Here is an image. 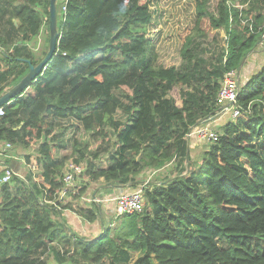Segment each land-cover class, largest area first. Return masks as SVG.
Instances as JSON below:
<instances>
[{
  "label": "trees",
  "instance_id": "16d2710c",
  "mask_svg": "<svg viewBox=\"0 0 264 264\" xmlns=\"http://www.w3.org/2000/svg\"><path fill=\"white\" fill-rule=\"evenodd\" d=\"M209 2L194 0L193 24L179 33V69L156 62L146 35L153 20L148 2L66 0L52 59L27 92L2 106L0 141L37 144L39 180L29 171L0 184V264H45L39 254L47 252L56 264H264V65L239 86V115L222 123L197 171L143 187L141 213L117 215L90 237L56 216L69 210L92 224L98 208L78 203L89 182L134 183L145 170L188 157L186 133L216 112L224 73L237 71L264 37V12L241 8L246 0L241 7L218 0L213 11ZM37 8L48 26V0H4L0 6L11 15L9 27H0V96L9 81L16 84L27 73L23 60L40 61L25 53L41 27ZM221 29L222 58L205 66L194 42L215 38ZM174 87L179 105L169 96ZM68 118L81 126L79 141L73 140L69 157L57 159L52 146L63 144L54 145V124ZM69 159L83 166V182L69 191L77 203L61 206ZM131 254L136 257L129 263Z\"/></svg>",
  "mask_w": 264,
  "mask_h": 264
},
{
  "label": "rangeland",
  "instance_id": "374dc122",
  "mask_svg": "<svg viewBox=\"0 0 264 264\" xmlns=\"http://www.w3.org/2000/svg\"><path fill=\"white\" fill-rule=\"evenodd\" d=\"M218 0H210L209 2V10L213 11L215 9V5ZM240 0H234L235 5L238 7H241L239 4ZM148 2L149 3V10L152 11V23L149 25L147 30V37L152 41L154 44L155 51L157 53V63L163 67L168 66H176L179 69H183L184 65L181 62V59L179 57V49H180V38L179 33L187 28H191L194 20V0H141V3ZM248 4H243L241 8H252L253 12H264V4L263 0H246ZM4 4V0H0V6ZM250 4V5H249ZM3 6L1 7L2 10ZM39 11V17L42 19L41 27L38 32V34L34 37H32L27 44L25 45V53L30 54L34 57L35 60L42 59V55L44 52H46L48 47V42L46 41V35H47V24L45 17H43L40 14V8H37V12ZM58 16V13H57ZM11 18L10 12L9 13H2L0 11V27L1 29H6L9 27V20ZM14 20V19H13ZM11 42L14 44L16 41V37L13 34L15 33L14 29H11ZM224 31L221 29L217 32L215 38H212V36H206V37H200L195 40V51L197 56L204 61L205 66H209L211 64H215V61L219 58H222V48L225 44H223V37H224ZM264 65V37L261 38L255 48L249 52L246 57L243 59L240 67L236 71L238 75V86H240L245 81H248L249 77L256 72ZM24 67V65H21ZM240 74V75H239ZM221 83V82H220ZM8 89L13 87L15 84L12 85V83L8 82ZM7 89V90H8ZM31 91V90H29ZM27 92V90L25 91ZM179 87H174L172 91L169 93V96L174 98V100L177 102V104H180V98H179ZM217 111V110H216ZM210 118L209 122L211 123V126L213 129L218 133L219 127L227 120H232L229 113H220L217 114L215 112L213 115L207 117ZM206 118V119H207ZM206 119L201 120L200 123H204ZM199 123V124H200ZM78 122L74 119H66L64 121H56L54 126L55 131L58 135V137H55L53 142L54 145L56 144H63L64 148H57V146H52V151L55 154V157L59 159L61 156H67L69 157L72 153V143L73 140H75L78 136L79 127ZM195 127L191 128L193 130ZM84 136V137H83ZM81 136L82 143L87 141L86 135ZM195 135H191L189 137H186L185 140L188 145V150H190V153L188 154V157H185V160H180L178 157L174 159V162L172 164L167 165L166 169H172L170 174L174 175L172 177L178 176V174H184L186 175V171L189 173L194 171L196 172L198 169V164L201 161V157L203 152L209 147L210 143L205 142L203 140L196 139V141H189L190 139H194ZM187 139H189L187 141ZM79 141L78 139H76ZM189 142V143H188ZM89 145L94 147L97 143V141H94L92 138L88 140ZM192 145H194L192 147ZM30 148V147H29ZM33 149V151H31ZM193 149V150H192ZM31 152L34 153V156L37 154V144L34 145V147L29 149ZM106 159V155H103L101 160H99V164H102L103 161ZM68 161V160H67ZM187 161V165H186ZM153 170L148 169L142 172L141 175L136 176L135 179L138 177H146L147 172ZM156 170V169H154ZM35 173L34 176H32L33 180L37 179L39 180V176ZM154 172L151 171L149 174H153ZM159 175V174H158ZM157 175V176H158ZM155 176V175H154ZM159 177V176H158ZM139 178V179H140ZM171 178V177H169ZM138 179V180H139ZM167 179V178H166ZM149 181V180H148ZM83 182L82 178L79 176L75 177V186H78L79 183ZM11 186H13V183H10ZM144 187H147L145 183H142ZM140 186V185H139ZM92 195L88 196V199L83 203L84 206L86 205H94L95 207L99 204H95L93 202H90V199ZM99 198V197H97ZM102 200V199H101ZM103 204V203H102ZM99 210V209H98ZM115 214V212H114ZM97 220L92 224H87L85 221H81V223L78 225L79 232L86 231L87 229L91 228L92 230L90 233L92 235L98 233L101 231V227L103 226L102 222L105 223V225L108 224V222L111 219L110 213H105L104 217L98 213ZM104 218V219H103ZM98 230L97 232H95ZM90 235V236H92ZM87 236V237H90ZM136 257V254H131L130 261H133ZM39 259L45 261V264H56L54 261L53 253L47 252V253H41L39 254ZM80 260H76L75 264H79ZM63 264H70V262L63 263ZM73 264V263H72ZM128 264V263H126Z\"/></svg>",
  "mask_w": 264,
  "mask_h": 264
},
{
  "label": "built area",
  "instance_id": "2783aa9c",
  "mask_svg": "<svg viewBox=\"0 0 264 264\" xmlns=\"http://www.w3.org/2000/svg\"><path fill=\"white\" fill-rule=\"evenodd\" d=\"M65 4L66 0H57V13L58 16L64 18L65 15ZM226 40V36L223 37V44ZM58 41V38H57ZM238 75L236 71H228L224 73L223 78L220 83V87L215 96V105L217 106V114L229 113L231 119L238 117L239 108L235 106V99L238 93ZM4 115V110L2 106L0 107V117ZM62 120V119H61ZM60 119L57 121H61ZM210 118H207L204 123H200L196 128L190 130L186 133V137L195 135V138L203 140L205 142H213L217 139L218 133L213 129L211 123L209 122ZM79 127H81L79 125ZM8 145V143H6ZM38 170L37 165H29V171L34 173ZM83 170L81 164H75L71 159L66 161L64 164V170L62 174L63 188L59 191V197L64 196L65 192L73 191L75 188V177L79 176ZM13 175H17L16 172L10 166H4L3 171L0 175V184L9 183ZM20 178H23L20 175H17ZM143 185L136 187L135 189L129 192H123L115 196L112 201L114 202V211L115 215H124V214H138L143 210ZM90 202L99 204L102 202L100 198L92 197Z\"/></svg>",
  "mask_w": 264,
  "mask_h": 264
},
{
  "label": "crops",
  "instance_id": "0c3cea01",
  "mask_svg": "<svg viewBox=\"0 0 264 264\" xmlns=\"http://www.w3.org/2000/svg\"><path fill=\"white\" fill-rule=\"evenodd\" d=\"M68 119H70V118H68ZM64 120H66V119H62V121H64ZM77 125L79 126V123ZM54 128H56V127L54 126ZM192 138H194V137H192ZM188 140L189 139H187V141ZM193 140L196 141L195 138L190 139L189 141H193ZM193 146L194 145H192V147ZM30 148H32V147H30ZM30 148H23L18 143L6 145L5 142L0 141V175L3 171V167L7 165V166L12 167L13 170L16 172V174L22 176L23 177L22 179H24L25 175L27 173H29V165L35 164L33 162L34 153L31 152V151H33V149H31V151H30L29 150ZM63 148H64V145H63ZM189 153H190V150H188V154ZM173 162H174V159L171 160L168 164H166L162 168H158L156 170L148 171L146 177H141V178L138 177L137 179H135L134 183L130 182V183H126L123 185L106 184L102 179L97 181V182H89L86 192L78 200V203L80 205L84 206L83 203L88 199L89 195H92L91 197H99L100 199H102L103 204L101 203L96 207L99 209V214H101L103 217H104L105 213L112 214L111 215L112 217H111L110 221L108 222V224H109L116 217V215L114 214V202L112 201V199L115 196H117L123 192H129V191L135 189L136 187H138L139 185H141L142 183H145L146 186L147 185L151 186L155 183H160V182L166 181V178L167 179H169V177L173 178L172 176L174 175V173L170 174L172 169H170V170L166 169L167 165L172 164ZM186 165H187V161H186ZM151 171H153L154 173L149 174V172H151ZM36 172H38V170L35 171L34 173H32V175L34 176ZM187 172L188 171H186V173ZM84 182H86V181H84ZM81 184H82V182L79 183L78 186H75L74 190L70 191V193H75V191H77V189L81 187ZM70 193L65 192L64 196H62L61 198L58 197L60 200L61 206L65 205L66 203H72V204L77 203L75 200L74 201L72 200V198L69 195ZM91 206L92 205H86L85 207H91ZM56 216H57V220L65 222L78 235L84 236V237L92 235V233H90V231L92 230L91 228L87 229L84 232H82V231L79 232L78 225L81 223L82 219L77 217L75 214L69 212V210H64V209H60V211L57 210ZM76 223H77V225H76ZM87 224H89V223H87ZM102 224L105 225L104 222H102ZM97 231L98 230H96L95 232H97Z\"/></svg>",
  "mask_w": 264,
  "mask_h": 264
},
{
  "label": "water",
  "instance_id": "95a60500",
  "mask_svg": "<svg viewBox=\"0 0 264 264\" xmlns=\"http://www.w3.org/2000/svg\"><path fill=\"white\" fill-rule=\"evenodd\" d=\"M57 0H48V47L40 61L32 64L30 60H23L27 66V73L10 89L0 96V107L14 100L20 93L25 92L35 78L42 73L52 59L57 46Z\"/></svg>",
  "mask_w": 264,
  "mask_h": 264
}]
</instances>
